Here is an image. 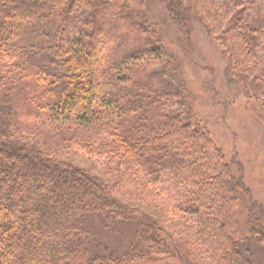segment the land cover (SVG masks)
<instances>
[{"label":"trees","instance_id":"trees-1","mask_svg":"<svg viewBox=\"0 0 264 264\" xmlns=\"http://www.w3.org/2000/svg\"><path fill=\"white\" fill-rule=\"evenodd\" d=\"M123 6L117 0H0V108L22 92L15 116L0 111V136L18 131L13 118L46 117L63 125L73 115L78 123L48 133L31 128L33 141L0 147V264H174L184 257L252 264L246 244L253 241L261 246L253 264H264L263 217L206 128L191 116L176 68L174 93L165 91L168 75L153 79L157 71L150 66L130 72L129 88L119 81L129 63L153 59L143 45L144 24L128 25L123 13L117 15ZM241 7L235 0L168 5L182 31L195 17L220 43L235 85L263 88L264 50L257 52L263 29L250 24ZM28 22H36V37L43 38L39 54L32 53L36 46L25 33ZM238 27L242 32L231 38ZM102 38L112 39L113 46L97 54ZM257 65L263 78L254 73ZM46 110L48 117L41 113ZM108 117L118 122L114 133L109 126L92 129L93 135L90 127ZM54 132L60 147L67 141L80 150L94 148L114 167L116 182L55 159L49 150ZM133 204L152 205L172 219H151ZM105 230L111 242L122 234L116 247L103 241Z\"/></svg>","mask_w":264,"mask_h":264},{"label":"rangeland","instance_id":"rangeland-1","mask_svg":"<svg viewBox=\"0 0 264 264\" xmlns=\"http://www.w3.org/2000/svg\"><path fill=\"white\" fill-rule=\"evenodd\" d=\"M117 1L125 4L123 8H126V10L120 8V11H117V15L120 18L119 14L123 13V17H127V20H125L126 24L130 25L131 22L144 24L145 30L142 31L143 45L146 46L147 54L153 55V59L149 60V63L137 62L132 67H130L129 63L126 77L119 81H126V86L129 88L131 86L130 81H132L129 77L130 72L135 71L139 66H150L151 69L157 71L155 74H151V78L160 79L161 75L159 74L168 75L167 79H164L167 80L166 89H163L174 93L176 89L170 87L173 84L175 86L176 83L171 71L176 68V73L180 75L179 80L189 94L187 108L189 106L188 109L192 112L191 116L194 118L193 114H195L196 118L194 120L197 119L198 123L206 128L214 146L221 152L225 163L230 166L232 174L250 191L251 198L258 209V216L261 219L263 217L262 225L264 227V86L263 88H257L252 85V82H246L244 87L235 85L229 76L228 56H225L224 49L219 46L220 43L208 35L204 25L198 19L192 17L191 26L186 32L179 27L175 13L172 14L168 9V5L175 0ZM185 1L183 0V2ZM235 1L242 5L240 9L245 11L249 23L263 29L264 35V0ZM245 23L248 24V20ZM57 24L55 23L56 26H58ZM33 25H36V22L23 23L25 33L30 38L29 41H32V44L36 46L32 49V53L39 54L37 52H42L43 48L41 47H44L41 43L43 38L36 37L39 27L35 28ZM241 28L233 29L230 35L231 38L239 34L240 31L242 32ZM125 33H132V29L125 30ZM122 34L123 32L121 31L120 35ZM103 36L104 34L101 33L98 38ZM67 38L71 39V36L67 35ZM102 39H100L101 43L97 54H100L105 48L107 50L113 46V44L109 43L112 39ZM107 39H109L108 42ZM85 41L86 39L83 40V43ZM38 44L39 46H37ZM74 47L77 51L76 53H78V47L80 46ZM132 48H134V51L138 49V46L134 44ZM67 50L69 51V49ZM263 50L264 43L262 44V50H257V52L260 53ZM163 52H166L167 58H162ZM49 54L48 56L52 55L58 58V54ZM158 56L159 58L161 57V60L155 59ZM6 63L7 61L4 62V65H10ZM261 69L259 65L254 67L256 77L263 78ZM101 90V87H98L95 91L102 93L103 91ZM20 91L21 89L19 92L16 91L15 98L10 99L7 104H3L0 111L2 110L3 113H10L11 116H15L19 107V101L15 99H20L19 95L22 96ZM106 104L103 103L104 107ZM167 105L168 102L164 107L166 108ZM41 113L47 117L49 116L48 110L41 111ZM13 120L18 131L11 132L9 128L4 127L6 129L2 132H9L10 130V135L0 136V147H11L17 143L28 142L31 138V135L28 136L29 130H32L31 128H35L40 133H48L53 132L55 127H66L65 129H67L70 126L74 129L77 128L75 125H78L73 115L69 121L70 123L63 125L55 123L53 120H47L46 117L17 120L16 122L14 118ZM102 122L106 123H96L94 127H90L91 133L95 135L96 132H93V130H107L110 126V134H113L114 131L111 127L115 119L108 117L103 119ZM57 136L58 133L54 132V141H52L51 148H49L55 159L70 162L87 174L104 182L111 184L116 182L115 178L112 177L116 175L114 167L107 165L104 159L101 158L102 155L96 152L94 148H92V152L89 151L90 148L86 151L80 150L67 143V141L63 147H60L61 144L57 143ZM104 136L105 134H102V137ZM34 138H31V140L33 141ZM37 139L38 141L41 140L40 137ZM111 140L117 145L115 138H111ZM39 144L43 147L41 141ZM105 165L108 167H105ZM133 206L142 209L151 219H161L159 221L172 219L165 216L161 210L151 207L152 205L133 204ZM96 223L98 224V221ZM105 231L106 237H104L103 241L116 247L118 245L117 241L122 234L116 233L114 241L111 242L110 238L112 236L109 234L110 232ZM96 233L97 238H102V232L96 231ZM260 247L257 241L246 244V248L249 250L246 258L249 259L251 257L250 262L252 264L257 257L254 251H259ZM182 260L183 263L178 261L177 258L172 261L174 264H203L198 258L190 257L187 260L184 257ZM193 260H196V262Z\"/></svg>","mask_w":264,"mask_h":264}]
</instances>
